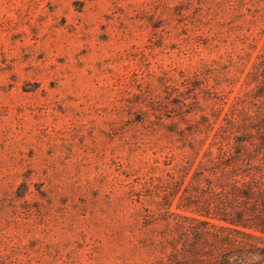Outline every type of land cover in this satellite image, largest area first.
<instances>
[{"label":"rangeland","instance_id":"obj_1","mask_svg":"<svg viewBox=\"0 0 264 264\" xmlns=\"http://www.w3.org/2000/svg\"><path fill=\"white\" fill-rule=\"evenodd\" d=\"M235 1L0 0V264H152L140 184L192 127L187 80L243 63L235 94L264 50Z\"/></svg>","mask_w":264,"mask_h":264},{"label":"trees","instance_id":"obj_2","mask_svg":"<svg viewBox=\"0 0 264 264\" xmlns=\"http://www.w3.org/2000/svg\"><path fill=\"white\" fill-rule=\"evenodd\" d=\"M250 2L252 16L264 18V0ZM240 64L213 86L187 80L189 91L176 106L179 121L192 127L169 130L181 144L173 162L142 174L152 205L138 215L152 230L139 240L152 264H264V50L233 94ZM200 93L208 94L203 103ZM199 102L202 109H183Z\"/></svg>","mask_w":264,"mask_h":264}]
</instances>
